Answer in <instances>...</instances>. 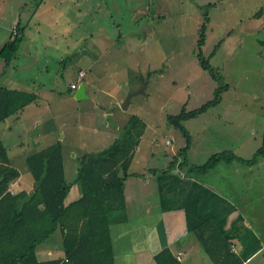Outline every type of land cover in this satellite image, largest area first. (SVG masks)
Returning a JSON list of instances; mask_svg holds the SVG:
<instances>
[{
  "label": "rangeland",
  "instance_id": "rangeland-1",
  "mask_svg": "<svg viewBox=\"0 0 264 264\" xmlns=\"http://www.w3.org/2000/svg\"><path fill=\"white\" fill-rule=\"evenodd\" d=\"M259 5L260 0H0V42L15 32L17 22L27 25L24 44L0 75V85L15 73L31 78V90H39L40 95L44 90L61 94L76 71L83 69L95 81L96 103L58 99L50 104L65 133L64 148L78 154L97 153L113 143L120 130L110 129L115 125L114 113L102 119V111L110 112L120 101L115 108L118 119L127 121L135 115L146 126L130 171L171 168L183 159L175 155L185 138L168 123L167 115L179 113L182 106L186 110L199 107L211 99L218 84L197 58L200 28L208 17L201 51L229 88L222 94L226 98L222 103L182 122L192 146L182 168L204 163L230 145L229 138L237 143L236 136L246 139L248 147H260L262 142L256 143L264 132V49L259 54L252 49L256 38L264 39V31L256 35L251 18ZM139 69L146 70L142 74ZM142 76L148 82L146 89L132 96L123 110L131 91L127 81L135 84ZM227 108L241 124L235 132L221 118ZM55 119L50 118L48 126ZM105 121L110 126L106 129ZM77 165L78 158L67 163L66 181L75 177ZM191 173L197 175L195 169ZM141 177H131L135 187ZM127 192L136 198L137 189L131 186ZM72 197L70 191L68 198ZM59 240L55 232L43 244H60Z\"/></svg>",
  "mask_w": 264,
  "mask_h": 264
},
{
  "label": "crops",
  "instance_id": "crops-1",
  "mask_svg": "<svg viewBox=\"0 0 264 264\" xmlns=\"http://www.w3.org/2000/svg\"><path fill=\"white\" fill-rule=\"evenodd\" d=\"M259 6L260 8L251 14L256 35L264 31V0H260ZM38 8L39 6L33 11L32 16L38 12ZM1 40L0 50L6 39ZM255 40L256 48L252 49V52L263 53L264 39L256 38ZM23 41L20 44L22 46ZM236 48L240 47L236 46ZM5 68L4 60L0 57V75ZM145 70L139 69L138 73L143 74ZM79 72H83L82 77L78 76ZM136 74L132 75L133 81L137 78ZM71 82H77V87L83 83L87 96L83 100L92 101L93 99V102L96 103L95 81L83 69L76 71V77L69 81L66 92L61 94H48L44 90L42 92L45 94L40 95L39 90L37 93L31 90L33 87L31 78L29 79L26 75L18 77L15 73L10 74L8 78L4 79L3 85H0L37 94L35 102L29 103L22 110L0 122V138L8 150L10 165L19 173V176L9 183L10 192L17 193L22 190L29 192L34 187V180L27 169L25 160L35 151L59 141L62 148L64 174L67 163L71 159L78 158L79 165V159L87 153L86 151L78 154L71 148L67 150L64 148L65 133L61 122L59 123L55 119L56 115H52L50 111L51 102L58 99L62 101L80 100L75 98L77 87L70 88ZM138 82L130 84L128 80L127 89L137 90L142 86V81ZM101 93L110 95V91L107 93V90H101ZM223 99L226 98L222 97L220 103L223 102ZM234 99L239 103L243 101ZM225 101H229V99ZM252 101L250 99L249 104H253ZM119 104L121 102L117 101L116 107L110 112L103 110L102 119L105 115L114 113L115 125L110 129L121 132L126 121L117 117L115 108ZM229 105L231 104L229 103ZM55 113L57 112L55 111ZM230 115L229 108H227V112L223 113L221 118L229 122V129L235 132V127L239 128L241 124L234 118V114L232 115L233 119ZM50 118L55 119L56 122H52V125L48 126ZM108 127H110L109 123L105 121L104 128ZM221 130L223 132L225 127ZM251 133L254 135L253 130ZM263 135L264 132L262 139L259 138L256 144L263 142ZM236 137L237 143H232L229 138L231 144L222 147L221 151H231L234 156L246 160L252 158L259 145L248 147L246 139H242L240 136ZM252 140L257 141L255 138ZM139 143L134 154L139 151ZM187 151L192 152L191 145ZM150 170L142 172L146 174L140 176L142 180H138L136 187L131 177H128L124 182L128 220L112 224L109 227L113 264H157L154 256L164 248H167L181 264H216V261L206 251L205 246H210L213 249L212 252H216L214 254L220 258V253H222L226 257V264L237 262L239 264H264V153L254 163H242L237 159L222 160L205 173H197V175L188 173L192 171L180 168L177 164L164 172L155 171L156 169ZM75 177L67 182H72ZM131 186L133 190L137 189V193H135L137 199L134 197V193L128 195L127 188ZM70 191H72L73 197L72 199L67 198V201L80 197L82 194L80 183L75 182ZM56 232L59 233L60 244L54 242L39 244L36 248V257L39 261L56 258L65 260L61 244L62 237L59 231ZM232 254L233 258L230 256Z\"/></svg>",
  "mask_w": 264,
  "mask_h": 264
},
{
  "label": "trees",
  "instance_id": "trees-1",
  "mask_svg": "<svg viewBox=\"0 0 264 264\" xmlns=\"http://www.w3.org/2000/svg\"><path fill=\"white\" fill-rule=\"evenodd\" d=\"M205 21L208 22V17ZM206 22L200 28L197 58L200 66L218 84L211 99L199 107L186 110L182 106L179 113L167 115L168 123L185 138V145L175 155L183 156L178 164L180 168L183 164L187 165L186 153L190 146V134L182 122L218 105L222 94L229 88L223 75L211 66L209 57H205L201 51ZM26 27L17 23L15 32L3 44L0 57L4 60V67L9 66L16 57ZM36 100L37 94L34 92L0 86V122ZM145 128L142 120L131 115L113 143L103 151L85 153L79 159L76 177L72 182H67L65 178L59 141L35 151L25 160L35 185L29 192L22 190L17 193L10 192L8 187L19 173L10 165L8 150L0 138V264H113L109 227L128 220L125 180L128 177L144 176V173L130 172L129 167ZM263 153L264 135L261 146L250 159L238 158L231 151L224 150L212 154L202 164L189 165L187 171L195 169L198 174H202L222 160L237 159L242 163H254ZM75 182L80 183L82 194L77 199L67 201ZM56 231L62 237L65 260L56 258L39 261L36 257L37 246ZM205 249L216 264H226V257L222 253L220 258L214 254L216 252H212L210 246H205ZM230 256L233 258L234 255ZM154 259L157 264H181L167 248L158 252Z\"/></svg>",
  "mask_w": 264,
  "mask_h": 264
},
{
  "label": "water",
  "instance_id": "water-1",
  "mask_svg": "<svg viewBox=\"0 0 264 264\" xmlns=\"http://www.w3.org/2000/svg\"><path fill=\"white\" fill-rule=\"evenodd\" d=\"M141 81H142V86L140 88H138L135 91H129L128 94L126 95V98H125V100H124V102L122 104V108L123 109L127 108V106L129 104L130 99H131L132 96H134L137 93H143L144 92V89H145L147 83H146V81L143 78H141ZM85 97H87V96L85 94L84 84L82 83V84H80L77 87V89L75 91V98H77V99H83ZM33 185H35V183Z\"/></svg>",
  "mask_w": 264,
  "mask_h": 264
},
{
  "label": "built area",
  "instance_id": "built-area-1",
  "mask_svg": "<svg viewBox=\"0 0 264 264\" xmlns=\"http://www.w3.org/2000/svg\"><path fill=\"white\" fill-rule=\"evenodd\" d=\"M82 75H83V72H79V73H78V76H79V77H82ZM77 85H78L77 82H71V83H70V88L75 89V88L77 87Z\"/></svg>",
  "mask_w": 264,
  "mask_h": 264
}]
</instances>
